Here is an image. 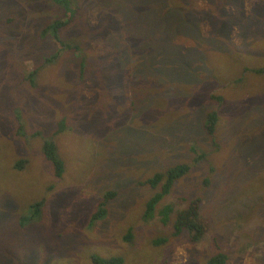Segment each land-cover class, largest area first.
I'll list each match as a JSON object with an SVG mask.
<instances>
[{"label":"rangeland","instance_id":"obj_1","mask_svg":"<svg viewBox=\"0 0 264 264\" xmlns=\"http://www.w3.org/2000/svg\"><path fill=\"white\" fill-rule=\"evenodd\" d=\"M132 1L136 5L137 0ZM195 1L210 16L198 20ZM263 1L246 0L245 15L249 18L244 19L240 12L233 18L225 15L224 0H173L172 10L180 11L193 20L191 24H187L180 17L171 19L173 26L182 27L184 32L179 31L181 38L174 27L170 29L168 20L164 27L162 21L156 20L151 14V27L157 30L151 31L143 23L141 29H146L147 36L151 39L159 31L162 37L173 40L168 56L175 58L177 64L185 61L181 65H176V62L164 55L154 57L138 52L110 55V50L116 48L120 41L119 32L116 30L111 36H100L88 43L86 34L79 31L82 27L76 20L71 27L63 30L64 41L71 45H92L93 56L99 60L98 63L89 61L91 69H86V59L77 51L75 56L78 55L79 59H75L80 65V73L76 79L79 82L72 84L69 82L72 76L62 73H67L66 70L59 71L60 65L67 64L70 59L68 51L64 49L56 64L42 67L35 74L36 77L32 78L35 84L25 81L18 86L17 83H12L11 77L3 70V61H7L6 67L16 68L19 75L25 77L40 67V62L36 63L34 60L44 53L48 57L60 47L57 41L49 38L50 31H45V28L57 15L64 14L67 7L62 4L57 8L59 4L56 0H0V50L3 52L0 53V264H40L42 260L41 264L93 263L90 250L93 254L104 252V255L112 256L116 255L115 249L119 253H122L121 247L128 249L132 241L127 245L124 236L130 227H133L136 234L133 236L138 242L137 246L130 249L129 255L125 254L126 264H205L209 256L218 252L227 254V264H264V186L261 182L264 170L256 180L254 176H250L249 170L251 166L256 168L259 163L254 158L258 148L264 153V135L260 144L251 145L257 143V139L264 134V97L255 98L252 91L243 92L250 87L248 78L228 85L226 75L222 76L216 68L232 59H238L244 52L251 54V59L240 61L237 67L234 66V71H240L243 63L249 66L264 65L262 8L252 15L254 7ZM73 3L76 7L78 4L85 5L88 8L86 11L92 12V24L96 23L97 14H110L106 8L100 9L98 5L89 8L93 4L91 0H73ZM166 7L153 5V8H158L156 12L159 14L166 12ZM178 7L180 10H177ZM226 9L231 11L235 6H226ZM133 19L134 13L128 16L129 21L133 22ZM233 19L240 23L241 28L235 22L231 25ZM157 25L163 29H159ZM42 29L47 34L41 35ZM237 44L240 45L235 48ZM101 53L104 54L103 58ZM105 59L103 77L96 85L98 92L92 94L93 85L88 84L86 97L92 95L89 98L82 96L80 82L93 77L96 65H100ZM162 72L166 73V77ZM239 74L236 72L233 75L230 70L229 75L233 76L227 75L234 83L243 76ZM248 77L255 85H259V89L264 90V75L254 76L250 73ZM44 82L52 86L43 89ZM172 87L179 88L182 92L173 94ZM18 90L27 93L23 101L18 99ZM220 94L223 96L222 100L217 98ZM93 102L98 103L92 107H98L97 113L108 105H116L117 109H122L123 115H112L114 107L109 108L112 114H108V117L105 115L107 118L101 124V129L96 131L98 128L95 126L96 134L92 131L87 133L90 127L82 124L87 122L86 118H76L83 116L82 113ZM213 108H221L214 136L208 134L203 127L208 111ZM62 121L67 125L63 129H72V134L76 137L68 132L67 141L55 134L61 129ZM42 127H45L48 137L54 131L67 158V168L71 175L60 180V186L78 185L72 186L69 192L73 194L72 190L77 192L82 189L84 194L96 193L94 196L97 199L110 189L116 190L119 195L123 193L115 173L130 176L139 182L167 164L182 160L191 163L196 151L206 153L209 160L200 166L205 171L201 176L199 171L190 173L197 181L201 179L200 186H197L192 197L199 195L204 215L212 219L205 237L198 242H187L183 232L177 237L171 231L172 237H169L171 222L164 223L160 218V222L156 218L150 222L144 221L143 204L149 197H145L144 189L140 190L139 196L121 195L110 200L111 210L102 218L103 222L92 225L88 234V218L84 221L77 218L55 219L54 211L50 208L51 199L58 201L55 196L47 197L41 206V215L35 217L36 225L20 226L17 223L18 216L25 214L28 203L40 199L48 182L55 179L54 169L41 149H38L42 145V139L35 132L42 131ZM211 139H216L217 143ZM147 145H154L156 149L162 147L158 152L149 150L145 155ZM131 148L133 150L128 151ZM109 154L115 155V162L110 161ZM17 158H26L29 164L19 170L14 167ZM80 158H86L90 162L92 171L81 170L77 174L72 172V165ZM228 162L230 168L241 175L243 186L237 184V187L246 195L241 196L240 200L232 201L227 198L226 186L218 185L212 190L209 188L210 182L205 184L203 181L207 172L210 181L213 179L214 183L220 182ZM211 166L213 170H209ZM144 172L147 173L141 175ZM91 173L97 178L93 185L84 177ZM252 181H256V184L249 186ZM216 190L223 193L221 197L224 200L220 205L217 202L221 197H216ZM188 191L186 181L167 196L164 202L183 206L182 196L188 194ZM249 192L253 196L249 197ZM149 193L152 194L147 191ZM134 200L136 202L132 206L131 201ZM87 202L84 200L79 205L64 202L67 212L60 208L56 214L59 216L64 212L77 217L81 213L85 216L92 209L91 204L89 210L84 206ZM233 208L234 212H230L229 209ZM39 223L42 234L36 230V243L32 230L37 229ZM74 229L82 237L80 241L74 237ZM164 236L170 239L171 255L168 256V261L165 256L159 255L165 243L152 246L147 261L138 259L142 243H156V239ZM51 239L54 243H51ZM39 241L48 244L49 248L47 245L41 248ZM63 247L71 253L59 255L53 260L57 250ZM76 248L78 249L74 254ZM45 253L51 255H44Z\"/></svg>","mask_w":264,"mask_h":264},{"label":"trees","instance_id":"obj_2","mask_svg":"<svg viewBox=\"0 0 264 264\" xmlns=\"http://www.w3.org/2000/svg\"><path fill=\"white\" fill-rule=\"evenodd\" d=\"M56 1L59 4L57 8L61 7L62 4L65 7H67L66 12L64 14L57 15L56 16L57 18L52 23L46 26L45 31H50V34L48 33L49 38L52 39L54 42L57 41L60 47H58L55 52L50 53L48 57L47 55L45 56V53H44L43 55L40 56V58L35 59L34 61L36 63L40 62L39 64L40 67L34 69V71L28 77L20 76L18 73V70L14 67H6L7 66L6 60H4L2 63V68L5 71V73L11 77L12 83H17L18 86H21L25 81L30 84H35L32 79L36 77L35 74L40 72L42 67H50L56 64L61 57L62 50L64 49L68 51L70 59L67 64L60 65L59 71L60 69L66 70L67 73H64L62 71L60 72H62L63 74L72 76L71 80L69 81L72 84H74V82L78 84L79 82V80L76 79L78 75V71H77L78 62L75 59L77 58V56H75V53L77 51L82 52V54L84 53L83 55L86 56L88 70L91 69V66L89 65V61L98 63L99 60H96L93 56L94 47H92V45L89 46V44L87 43H80V46L71 45L70 43H66L64 41L63 30L66 27H71V25L76 20L79 22V24L82 27L79 31H82L86 34L85 38L87 37L88 43H91L97 37H100V36H106L109 34L111 36V34L116 30L119 32L118 37L120 41L117 42L118 46L116 48L110 50V55L112 53L117 54V53L130 52L132 54H135L138 52L141 55L151 54L154 57H157V55H160V56L164 55L167 58H169L171 61L176 62L175 63L176 65H181L182 63L185 62V61H182L180 62V64H177L178 61L175 58L168 56V52L172 49L171 43L173 42V40H170L167 37H162L159 31H157L154 38L151 39L149 36H147V30L141 29V25L143 23L144 26L148 28L149 30L151 31L157 30L156 28L151 27L152 17L150 15L153 14L156 20L162 21V24L164 27H165V21L168 20L170 29L174 27L177 31H181L183 33L184 31L182 30V27L173 26L172 23H170L171 19L173 17H180L181 19H184L187 24H191L193 20H191L189 16H187L186 14L180 11H176L175 9L173 11L172 10V8H174L172 6L173 0H141V1L137 0L136 5L133 3L132 0H91L93 4L89 8H92L98 5L100 9L106 8V11H109L110 13L109 15H102L101 13L97 14L96 23L94 24L91 23L92 16H93L92 12L84 11L88 9L85 5L78 4V7H76V5L73 3V0H56ZM224 1L226 2L223 5V10H224L225 15L229 16L230 18H233V16L237 12H240L241 16L244 19L249 18L245 15L246 9L244 5H245L246 0H224ZM152 4L155 6L156 5L157 6H167L166 7L167 11L162 14H159L158 12H156L158 8L157 9L153 8ZM232 5L235 6V9L228 11L226 9V6H232ZM195 7H196V12L199 15L198 20H200V18H204L205 16H210L209 14L208 15L206 14L207 12H205L200 7V5L197 4L196 1H195ZM259 8H262L261 16H263V19H264V11H263L264 1L261 4L256 5L254 7V9L252 10L253 12L252 15ZM81 9H84V10L82 11ZM177 10H180V8L178 7ZM133 13H134V19H133V22H131L128 20V16H130ZM142 15H144V18H142ZM234 22L239 24L240 26V23L236 22L234 19L231 25H234L233 24ZM219 24H220V20H218V25ZM158 27L159 29H163L160 26ZM35 28L37 29V27ZM230 30L231 28L229 29L227 33L228 35L230 34ZM43 31L44 30L42 29L41 35L47 34ZM137 31L139 32L138 34H137ZM166 34L169 35V32H166ZM178 35H179V38H181V33H179ZM243 36H245L244 33H243ZM183 38H185V35L183 36ZM126 40L130 42L127 44ZM177 45H181V44H177ZM239 45L240 44L235 45V48H237V46ZM118 48H123V49H118ZM0 53L3 54L2 50H0ZM38 53L36 54V56L38 55ZM101 55L103 58L104 54L101 53ZM250 59H251V54H247L244 52L238 59H232L228 63L222 64V66L220 67L217 66L216 68H218V71L222 73V76L226 75V80L228 81V85H232V84L234 85L237 82H242L244 78H248L250 80V87L245 89L243 92L246 93L248 91H252L253 96L255 98L256 96L264 97V90L259 89V85H255L253 83V80L248 77L250 73L254 76L255 75L263 76L264 75V65L249 66V64L243 63L241 67L239 68L240 71L242 72L234 71V68H235L234 66L236 65L237 67L240 61H249ZM106 60L107 59L102 61L100 65H96L94 76L89 79L91 80V83H88L89 80H87L86 82H80V85H81L80 94L82 96L83 95L85 97L87 96L86 87L88 86V84L93 85L92 94L98 92L96 85L100 81L99 79L103 77L102 67H103V63ZM234 60H237V61H234ZM230 70L231 72H233V75H235V73L238 72L240 73L239 75L243 74L244 77L242 76L240 78H237L235 80L236 82L233 83L231 82V78L228 77ZM161 74L164 77H166V73L162 72ZM218 77L216 79H218ZM51 86L52 85L49 84L48 82H44L42 85L43 89H49ZM182 88H183V84H182ZM181 92L179 91V88L172 87L171 93L180 94ZM17 95H18V99L23 101L26 98L27 93L20 92L18 90ZM90 96L86 98H89ZM217 98L219 100H222L223 96L220 94L219 96H217ZM97 104L98 103H94L91 106H94ZM96 109L98 110V107ZM97 112L98 111L93 112V115H94L93 117L95 121H100L102 119V116H101V113H97ZM220 115H221V108L220 109L213 108L209 110L208 120H206V129L208 133H210L211 135H214L215 132L217 131V126H218V122L220 119ZM78 118L79 116L76 118V120H78ZM65 123L66 122L63 121V124ZM63 124H61V126ZM82 124L86 126L85 122H83ZM62 130L64 132L62 136H67L68 128L63 129L62 127ZM69 131H70L69 133L72 134V129ZM53 132L54 131H52L50 133L51 135L48 137L47 136L48 134H46L45 127H42V131L39 130L38 132H35V135L40 137L43 140L42 152L47 162H49L52 168L54 169L55 179L54 181L48 182L47 187L43 191L44 194L43 193H42L43 195L41 194L42 195L41 198L38 199L36 202H31V204H29L28 207L26 208V213L21 216L20 215L18 216L17 223H19L20 226L27 225L29 227L36 225L37 222H35V217L39 216V214L41 215L40 207L44 205L46 201L45 198L49 196H55L57 198V200L60 203L61 208H64L65 210L64 212H67L66 207L63 205L64 202L69 205L70 204L79 205L82 201L87 200L88 202L86 205L84 203V206H86L88 210L90 209V204L92 206L91 211H89L87 215L82 216L81 213H78L76 217V216H72L71 213L67 214L63 212L61 214L62 216L61 218H69L72 220H74V218H77V220L82 219L83 221L85 220V218H88L87 224H86V234H88V232L92 228V225L95 222H99V221L103 222L104 216H106L107 212L111 210V207H109L110 200L115 199V197L117 198L119 194L118 192L107 191V194L101 195V197L97 199L94 196V195H97L96 193L84 194L82 189H78L77 192H74L75 190H72L73 194L69 192L72 186H78V185L60 186L59 181L70 176L71 173H69L68 168H67V163L65 159L66 156L64 152L61 150V146L58 140L55 138V134H59V132L58 130L55 132V134ZM59 135L61 136V134ZM263 135L264 134H262L261 137L257 139V143H253L251 145L260 144L263 141V138H262ZM211 140L214 143H217L216 139H211ZM131 150H133V148L129 149L128 151H131ZM256 155L257 156H254V158L259 160L258 165L256 166V168L252 166L249 168L250 176H254L255 180H256V177L260 173H262L261 171L264 170L263 151L260 148H258V153H256ZM187 160H190V159H187ZM208 160H207L206 153L202 154L196 151L195 157L192 158L191 163L184 162L186 160H182L176 164H172L168 169L164 171H156L153 175H151L148 178L147 182L143 183V184H148V186L154 190V192L150 195V197L146 199L145 205L143 204L144 206L143 220L146 222H150L154 218H160V220L164 223H168V222L172 223V226L170 227V230H169V237H172V234L178 237L181 234L185 233L187 242L201 241L205 237L207 233V229L212 219L204 215V212L201 209V201L199 200L200 199L199 195L192 197L194 192L197 189V186L198 185L200 186L201 179L199 178V180L197 181V178L194 176H190V173L192 171L193 172L199 171L200 176H201V174L205 171V168H201L200 166H202L203 163H207ZM28 163H29V160L26 158H17L15 161L14 167L19 168V170H23L24 166ZM81 170H86V172L92 171L90 162L86 158H80L76 164L72 165V172L74 174L79 173ZM209 170H213V167L211 166ZM224 171L225 172H224L222 180L220 182L216 181L217 184L216 182L214 183L213 179L210 181V178L208 177V173L206 172V178L203 180L204 183L208 184L210 182L209 188L212 190H213V187L217 188L218 185L226 186L227 187L226 194L228 195L227 198H229L232 201L240 200L241 196L246 195L241 190V188L237 187V184L239 186H243V183L241 181V175L234 168L232 169L230 168L229 162L226 164ZM84 177H86V180L89 181L91 185H93L94 180L97 179L95 175H93L92 173ZM186 181L188 184L189 191H188V194L182 196L184 205L177 206V204H174L172 202L165 203L164 201L166 197L172 194L177 187L179 188L180 185ZM232 181L235 182L236 186L234 185ZM261 182H262V186H264V177L262 178ZM139 184L142 185V183H139ZM255 184H256V181H252L248 185L252 186ZM79 186L81 188L83 187V185H79ZM121 189L123 191V195L131 194V191L128 189L127 186H121ZM216 193H217L216 195L217 198L223 196V193L219 192L218 190H216ZM251 196H253V193L249 192V197ZM222 200H224L222 197L218 198L217 203L220 205ZM135 202L136 200L131 201V205L134 206ZM229 210L230 212H234V208L232 210L231 209ZM36 230L37 232L41 231V234H42V227L40 226V223L37 226V229L34 228L32 230L33 235L36 237V243H37ZM171 231H172V234H171ZM74 232H77V231L74 229ZM133 235L136 236L135 232L133 231V227H130L128 230V233L125 234L124 237L126 238L127 245L130 244L131 241H132V244L128 249L121 247L120 251L122 253L117 252V249L114 250V253L116 255H112V256H106L104 255V252H95V254L92 255L93 263L90 262L89 264H126L125 254L128 253L129 255L130 249L134 246H137V242H138L137 238L134 237ZM74 237L77 238V240L79 241L82 238V237L79 238L78 234L74 235ZM51 243H54L52 239H51ZM164 243L165 245L162 246V250H161V253H159V255L165 256L166 260L168 261V256L171 255V253L169 252L170 239H168V237L166 236L156 239V243L153 241H150V244L142 243L140 246L142 248L138 252V259L141 261L143 258L145 261H147L151 255L150 248L154 246L155 244H164ZM38 245L41 248H44L47 245V247L49 248L48 244H44L42 241H39ZM101 245L104 246L103 244ZM77 249L78 248H76L73 251L74 254ZM70 253L71 251L66 250L65 247H63L62 249H60L59 251L55 253L52 259L54 260L59 255H63V254L68 255ZM47 254L45 253L44 255H47ZM48 255H51V254H48ZM131 259H133V256H131ZM227 261H228L227 254L223 252H220V253L218 252V253H215L209 256L205 264H227Z\"/></svg>","mask_w":264,"mask_h":264},{"label":"clouds","instance_id":"obj_3","mask_svg":"<svg viewBox=\"0 0 264 264\" xmlns=\"http://www.w3.org/2000/svg\"><path fill=\"white\" fill-rule=\"evenodd\" d=\"M82 11L84 10V9H81ZM84 11H86V10H84ZM178 33H180L179 31H177ZM81 53V57H85V59H86V69H88V64H87V58H86V56L85 55H83L82 54V52H80ZM79 53V54H80ZM89 54V53H88ZM87 55V54H86ZM77 58L79 59V56L77 55ZM78 73H80V65H79V63H78ZM116 104V103H115ZM122 104V103H121ZM93 106H91V107H89L87 110H85L82 114H83V116H79V119H83V118H86V120H87V122H86V126H88V127H90V130H88L87 131V133L89 132V131H92L93 133H95L96 134V131H98L99 129H101V124L106 120V118L108 117V114H112L111 112H110V109L109 108H113L114 107V114H112V115H123V112H122V109L120 110V109H117L116 108V105H108L104 110H102V111H100V113H101V116H102V119L100 120V121H95L94 120V115H93V112H96V111H98L96 108H92ZM74 112L75 111H73L72 112V114H74ZM208 113H209V111H208ZM105 115H107V117H105ZM221 116V115H220ZM206 120H208V114H207V117H206ZM206 120H205V122L203 123V127L205 128V130L207 131V129H206ZM61 124H63V121L60 123V125ZM63 126H67L66 125V123L65 124H63L62 126H61V129L58 131L59 132V134H61V136L63 135V130H62V127ZM95 126H97V130L96 131H94V127ZM218 128V127H217ZM68 132H70L69 131V128H68ZM67 132V133H68ZM207 133H208V131H207ZM208 134H210V133H208ZM72 135V137H76L75 135H73V134H71ZM77 135V134H76ZM79 135V134H78ZM211 135V134H210ZM215 135V134H214ZM214 135H212V136H214ZM62 137H64L67 141H68V137L67 136H62ZM42 144H43V140H42ZM152 147V148H151ZM162 146H160L159 147V149L161 148ZM194 147V146H193ZM194 148H196V147H194ZM38 149H41V152H42V145H41V147L40 148H38ZM159 149L157 148L156 149V147L154 146V145H147V148H146V153H145V155L148 153V151L149 150H151V151H153V152H158L159 151ZM42 154H43V152H42ZM108 157H110L111 159H110V161L112 160L113 162H115L116 161V158H115V155H111V154H109L108 155ZM66 159V163H67V158H65ZM178 162H180V161H178ZM178 162H174V163H170V164H167L165 167H163V168H161V169H159V170H156V171H164V170H166V169H168L172 164H176V163H178ZM49 163V162H48ZM29 164V163H28ZM50 164V163H49ZM156 171H154L151 175H153ZM147 172H144V173H142L141 175H145ZM100 176H104L103 174H99ZM150 175V176H151ZM115 176L118 178V182H119V185H120V187L121 186H127L128 187V189L131 191V194L130 195H132V194H137L138 196H139V192H140V190L141 189H144L145 190V197H147V196H149L150 197V193L149 194H147V191H150V192H154V190L151 188V187H149L148 186V184H143L144 182L146 183L147 182V180H148V178L150 177V176H148L145 180H142V181H139V182H137V181H135L132 177H129V176H125V175H122V174H120V173H115ZM139 183H142V186H141V184H139ZM146 187V188H145ZM108 191H110V192H117L116 190H114V189H110V190H108ZM121 195H123V193L121 194ZM121 195H119V196H121ZM125 195H127V194H125ZM124 196V195H123ZM148 197V198H149ZM54 198V197H53ZM116 198V197H115ZM45 199H47V197L45 198ZM57 203H59V201H54V199H51V202H50V208H52V210L54 211V216H55V219H57V220H60V219H62L61 217V214L58 216L57 214H56V211H58L61 207L59 206V208H57ZM60 204V203H59ZM28 205H29V203H28ZM22 207H23V205H22ZM40 209H41V207H40ZM155 219V218H154ZM153 219V220H154ZM158 221H159V219L158 218H156ZM160 222V221H159ZM210 225V224H209ZM76 234H78L77 232H75V235ZM81 236L79 235V238H80ZM87 248L90 250V248H89V246L87 245ZM58 251V250H57ZM91 251V250H90ZM89 251V253L91 254V257H92V255H94L92 252H90ZM29 264H31V262L29 263Z\"/></svg>","mask_w":264,"mask_h":264},{"label":"water","instance_id":"obj_4","mask_svg":"<svg viewBox=\"0 0 264 264\" xmlns=\"http://www.w3.org/2000/svg\"><path fill=\"white\" fill-rule=\"evenodd\" d=\"M14 42H15V41H14ZM56 206H57V208H59L60 204H59V203H57V205H56Z\"/></svg>","mask_w":264,"mask_h":264},{"label":"bare ground","instance_id":"obj_5","mask_svg":"<svg viewBox=\"0 0 264 264\" xmlns=\"http://www.w3.org/2000/svg\"><path fill=\"white\" fill-rule=\"evenodd\" d=\"M79 90H80V88H79Z\"/></svg>","mask_w":264,"mask_h":264}]
</instances>
